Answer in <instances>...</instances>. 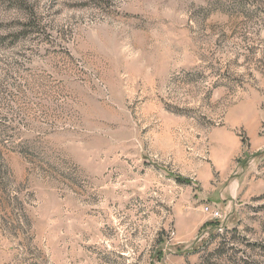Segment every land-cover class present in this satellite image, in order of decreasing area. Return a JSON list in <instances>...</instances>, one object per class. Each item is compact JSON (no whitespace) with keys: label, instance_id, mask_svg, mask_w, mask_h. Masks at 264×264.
Masks as SVG:
<instances>
[{"label":"rangeland","instance_id":"374dc122","mask_svg":"<svg viewBox=\"0 0 264 264\" xmlns=\"http://www.w3.org/2000/svg\"><path fill=\"white\" fill-rule=\"evenodd\" d=\"M0 264H264V0H0Z\"/></svg>","mask_w":264,"mask_h":264},{"label":"built area","instance_id":"2783aa9c","mask_svg":"<svg viewBox=\"0 0 264 264\" xmlns=\"http://www.w3.org/2000/svg\"><path fill=\"white\" fill-rule=\"evenodd\" d=\"M203 210L213 219H216L219 216L218 209H215L209 204L204 205Z\"/></svg>","mask_w":264,"mask_h":264}]
</instances>
